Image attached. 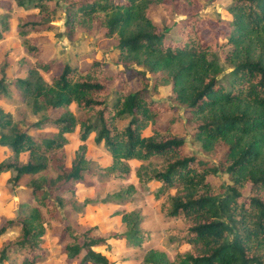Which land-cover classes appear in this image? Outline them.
<instances>
[{
  "label": "trees",
  "instance_id": "16d2710c",
  "mask_svg": "<svg viewBox=\"0 0 264 264\" xmlns=\"http://www.w3.org/2000/svg\"><path fill=\"white\" fill-rule=\"evenodd\" d=\"M51 1L16 0L24 8L39 10L19 18L15 28L36 66L12 82L0 79V96L14 87L33 114L43 112L34 121H14L0 108V147L8 150L0 158V175L13 171V183L31 176L27 185L33 197L22 203L29 208L27 214L4 218L0 224V235L18 226L17 236L0 247V263L18 252L24 255L22 264H36L44 253L45 223L60 219L61 209L80 212L78 201L66 195L78 183L86 184L84 173H98L86 153L85 142L94 134V142L112 158L98 166L100 171L127 177L129 162L140 161L135 177L161 183L155 193L158 200L165 196L161 212L185 223L173 260L164 250L151 249L144 263L264 264V0H232L227 7L230 33L224 43L206 39L195 27L202 0H54V7ZM154 4L186 16L179 21L178 37H168L171 28L154 23L149 16ZM59 9L68 39L79 30H105L103 37L113 40L117 52V68L99 59L82 68L68 62L57 65L54 57H44L38 34L57 27ZM3 18L0 39L8 29ZM225 44L233 48L222 56ZM132 70L142 80L136 90L128 89L121 78ZM159 83L172 85L177 104L153 101L152 91ZM73 103L76 111L69 108ZM57 109L60 113L53 116ZM127 118L125 126L118 125ZM75 131L82 143L68 166L64 155L56 152L68 142L66 134ZM187 135L200 143L202 154L185 151ZM220 152L221 161L210 160ZM220 171L230 176L231 184L216 186L210 181ZM246 185L253 192L249 197L242 194ZM135 190L131 183L101 202L130 197ZM118 214L127 228L108 237L93 233L97 226L80 230L67 224L61 233L70 238L61 250L65 262L79 258L78 264H114L96 249L116 239L141 246L150 231L140 226V208Z\"/></svg>",
  "mask_w": 264,
  "mask_h": 264
},
{
  "label": "rangeland",
  "instance_id": "374dc122",
  "mask_svg": "<svg viewBox=\"0 0 264 264\" xmlns=\"http://www.w3.org/2000/svg\"><path fill=\"white\" fill-rule=\"evenodd\" d=\"M204 7L200 10L197 17L198 21L195 27L200 28L202 35L206 39H219L221 43L226 42L230 33V26L227 20L230 18L227 7L232 0H202ZM52 7L56 6L55 1L50 2ZM60 11V18H57V27L51 31L38 34V44L45 48V58H55L56 64L68 62L73 65H79L83 68L89 66L93 59H99L107 62L110 67L117 68L115 59L117 52L113 50V40L104 38V29L95 28L93 30H79L74 39H68L65 34L64 13ZM37 8H24L17 4L16 0H0V21L5 18L8 24L7 31H3L0 39V79L3 77L7 82H12L18 77H25L30 68L36 66L35 58L27 55L23 49L22 38L16 32V24L19 18H23L32 13H38ZM149 16L160 28L168 26L171 31L168 37L179 36V21L186 18L185 15H174L167 12L164 8L154 4L149 9ZM3 18V19H4ZM0 29L2 26L0 24ZM232 45L225 44L221 48V55L225 56L232 49ZM226 65V64H225ZM135 69H141L133 65ZM57 69V68H56ZM230 70V67L227 68ZM55 71V69H54ZM49 79V74H44ZM149 76L150 82L154 85V79ZM125 86L128 89L136 90L142 87L140 74L136 70L124 72L121 75ZM151 84V85H152ZM115 85V84H113ZM114 96H112L113 98ZM176 95L173 93L171 84L159 83L157 88L152 91L153 101L162 105H175ZM0 108L14 116V121L24 117L29 121L37 120L43 115V112L33 114L31 109L23 101L19 91L11 88L9 95L0 96ZM72 111H76V104L69 106ZM61 109L53 112L57 116ZM183 108L179 110L183 117ZM185 121V119H183ZM21 122V121H20ZM127 119L118 120V125L125 126ZM54 129V126H49ZM31 133H37L32 130ZM146 134L150 131L146 130ZM68 142L56 152L57 155H64L66 164L70 166L75 156L76 150L82 143L77 132L66 134ZM92 134L86 140V153L88 158L93 159L92 167L98 171L96 174H85L86 184L78 183L73 192L68 193L67 197H74L81 206L80 212H74L71 209H61V218L49 220L45 223L46 234L43 244L44 253L37 259L36 264H78L79 258L65 262L64 255L61 252L63 246L70 240L64 234L61 235L64 227L70 224L80 230H86L91 226H97L93 233L108 237L111 232L122 233L126 230V224L122 221L120 211H131L140 208L143 215V221L140 226L150 231V235L145 237L141 246H135L126 239H116L108 245L97 248L114 264H150L142 260L148 250H164L168 257L173 260L181 241V235L184 233L185 223L181 218H167L160 210V204L165 198L162 196L159 200L155 198V193L159 190L161 183L140 182L134 175V169L140 161L131 160V171L127 177H116L100 171L98 166L108 164L111 161V154L102 146L97 145L93 140ZM187 144L185 151L202 154L200 143L192 142L189 135L186 136ZM8 150L0 147V158L7 155ZM27 153L21 154V160L25 161ZM222 153H218L210 158L213 162H219L222 159ZM50 172V171H48ZM52 174V173H51ZM15 175L13 171H4L0 175V224L3 219H15L21 215L27 214L29 208L22 205L23 202L33 200L30 194V188L27 185L31 176L25 175L16 183L10 181ZM36 174L34 177H36ZM210 181L216 186L231 184V178L224 172H218L210 176ZM133 183L136 190L130 197L111 201L101 202L102 198L108 197L122 188ZM175 189H170L169 193H174ZM244 197L253 195L250 185L242 189ZM67 213L68 217L65 218ZM18 234V226L10 227L4 234L0 235V247L7 239H13ZM24 255L18 252H11L7 260L0 264H22Z\"/></svg>",
  "mask_w": 264,
  "mask_h": 264
},
{
  "label": "crops",
  "instance_id": "0c3cea01",
  "mask_svg": "<svg viewBox=\"0 0 264 264\" xmlns=\"http://www.w3.org/2000/svg\"><path fill=\"white\" fill-rule=\"evenodd\" d=\"M90 65V64H89ZM83 68V67H82Z\"/></svg>",
  "mask_w": 264,
  "mask_h": 264
}]
</instances>
